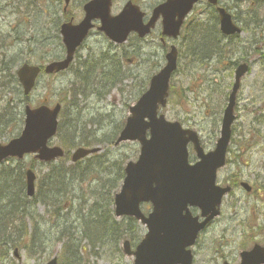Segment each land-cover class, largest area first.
Here are the masks:
<instances>
[{
  "label": "rangeland",
  "instance_id": "obj_1",
  "mask_svg": "<svg viewBox=\"0 0 264 264\" xmlns=\"http://www.w3.org/2000/svg\"><path fill=\"white\" fill-rule=\"evenodd\" d=\"M126 1L115 0L113 13H118ZM137 1L147 12L159 2V0ZM223 1L232 6L231 12H238L234 0ZM85 2V0H71L69 10L75 21L83 18L82 6ZM64 5V0H0V143H7L13 136L20 134L24 126V107L27 103L21 100L22 97L17 92L14 81L15 69L24 60L33 64H46L50 62L51 56L59 53L60 47L52 43L49 46L52 55L47 56L48 51L43 50L41 43H47L55 36L57 25L60 26L64 20L62 13ZM249 7L250 4L245 3L238 9L246 12ZM193 14V18L200 17V12L197 10ZM244 16L249 19L245 13ZM160 32L158 25L150 37L139 42L131 41L121 48L116 47L107 37L94 29L78 52L79 57L75 60L72 70L52 77H41L28 101L30 105L40 106L46 101L50 106L58 102L63 103L64 106L60 123L66 125H63L61 135L55 138L52 145L63 146L70 154L79 146L86 148L100 146L101 150L99 153L89 155L86 160L91 161L89 164L82 162L83 168H86L83 173H79L84 177L79 181L68 183L67 192H57L45 200L43 194L46 183L43 184L42 179L51 169L42 166L31 156L25 157L21 162L11 160L0 164V215L6 209L10 210L30 200L22 192L25 189L26 168L33 167L36 170L37 189L40 191L38 198L32 200L34 207L29 209V216L21 209L13 211L11 218L15 215L19 216L17 224L24 225L22 226L24 232H17L13 236L15 239L22 235L14 246H12L13 241L9 244L5 242V252L0 256V264H43L52 255L60 254L63 241L67 244L69 242L66 240L68 233L72 234V240L78 239L81 233H93L87 224L96 218L95 202H100L102 212L107 213L108 210L113 213L109 208L110 198L119 185L121 168H124L126 161L137 159L140 145L138 142H132L114 147L112 140L117 129L121 128L129 115L128 107L136 102L142 89H147L152 71L165 62ZM250 36L251 33L247 31L239 36L240 49L243 50L245 47L248 53L252 52L249 60H253V63L251 72L242 81L238 95L235 113L237 118L232 126L233 140L228 157L231 161L220 171L218 179V183L222 186L229 181L237 186L232 195L225 198L221 217L214 221L208 232L203 234L202 242L196 248V264H223L225 260L236 262L243 248L248 249L255 243L264 244V228L256 231L258 225H264V202H262L264 201V107L260 104L264 100V58L255 59L257 55L250 47ZM254 37V42L260 41L264 44V39L260 40L258 33H255ZM260 37H264V32L261 31ZM167 43L169 46L176 43L182 52L173 83L188 89L186 99L183 88L182 100L169 103L162 112L167 119L178 120L185 128L190 127L198 131L202 145L210 151L219 138L221 130L219 119L228 101L235 71L232 69L229 72H222L220 66L215 71L216 67L206 71L199 69L190 62L191 55L187 51L184 35L176 41ZM106 51L110 54L117 51L128 52L124 54V61L128 54L131 57L136 53L137 60L134 63L123 64V59L119 55L116 62L117 72L120 71V75L114 85L111 81L106 82L101 78V71L98 70L96 76L86 85L85 91L75 98L76 91L70 89V86L77 80L75 76L79 63L87 57L98 58ZM242 52L239 53L238 59L241 58ZM70 90H72L71 94ZM256 108L262 109L263 112H256L254 110ZM7 117L9 120L6 119ZM246 117L249 119L247 120ZM70 131L75 134L74 140L69 134ZM65 160L61 161L70 168L72 166L70 158ZM2 175H7L8 184H4ZM245 181L255 189L261 188L259 191L262 200L243 190L241 183ZM3 191L6 193L4 196ZM39 198H41L40 203L34 205ZM48 203H52L54 207L45 206ZM66 205L69 208L62 210ZM142 209L147 213L151 208L146 204ZM112 217L111 214L107 218L109 224L113 222ZM119 226L122 232L128 230L126 222ZM69 228L71 231L67 232ZM249 229L250 234L246 236ZM20 230L22 231L21 227ZM73 231L78 235L73 234ZM131 232H135V236L142 237L146 229L139 225L136 229L128 230V234ZM258 233L261 234L256 236ZM108 235V230L100 233L98 240H95L96 248L91 251L88 258L84 255L81 264L133 263V258L123 254L119 243L112 241ZM37 245L40 247L39 253ZM15 247L20 250L21 260L14 256Z\"/></svg>",
  "mask_w": 264,
  "mask_h": 264
},
{
  "label": "water",
  "instance_id": "obj_2",
  "mask_svg": "<svg viewBox=\"0 0 264 264\" xmlns=\"http://www.w3.org/2000/svg\"><path fill=\"white\" fill-rule=\"evenodd\" d=\"M196 1L198 0H168L157 7L149 24L143 25V14L131 3L126 5L123 13L112 18L110 16L112 0H93L85 7L87 17L82 24L63 25L62 34L68 46L67 59L51 64L46 68L47 72L63 70L69 65L74 51L92 27L91 20L96 17L103 22L101 29L115 42H124L130 31L140 32L141 36L148 34L160 14L165 19V33L176 34L184 15L192 9ZM176 15L179 16V23L174 20ZM222 17V28L227 32L228 19L223 13ZM176 55L177 52L173 48L167 55L168 65L153 78L151 90L142 96L137 105L131 107L132 116L117 141L119 144L122 140L139 139L143 144L139 161L128 164L122 192L115 198L118 216L124 213L137 216L149 227L150 232L134 253L135 264H175L182 261L190 264L191 255L185 248L195 241L194 238L205 221L200 224L197 217H192L187 205L200 206L203 215L211 213L213 217L218 213L215 208L223 193L228 191V188L217 187L214 181L216 169L225 163L226 147L231 134L230 126L234 120L231 114L233 102L226 111L222 137L216 151L208 155H205L200 148L195 132L185 131L179 122H168L163 116L157 118L158 105L164 106L168 82L171 73L177 67ZM244 69L245 67H242L241 71ZM39 72L40 69L27 65L19 69L20 80L27 94L34 86V80ZM233 98L234 95L231 97L232 101ZM59 110V106L52 111L45 106L36 110L28 108L26 128L21 138L12 140L7 146L0 145V161L10 156L21 158L24 153L33 152H39L37 157L42 160H52L62 156L63 151L60 148L46 146L48 138L56 132ZM148 129L151 131L150 139H147ZM190 140L195 143L199 157L202 158L195 166L187 162V145ZM92 151L80 149L75 153L74 160ZM34 178L35 175L29 171L27 173L29 195L35 193ZM146 200H151L155 208L147 219L138 209L139 202ZM125 252L131 254L127 241ZM49 264H56V259Z\"/></svg>",
  "mask_w": 264,
  "mask_h": 264
},
{
  "label": "flooded vegetation",
  "instance_id": "obj_3",
  "mask_svg": "<svg viewBox=\"0 0 264 264\" xmlns=\"http://www.w3.org/2000/svg\"><path fill=\"white\" fill-rule=\"evenodd\" d=\"M238 2L240 8L245 3L250 4V7L246 12L238 9V12L235 13L236 18L234 17L235 23L237 25L239 24V26L248 33H258L260 40L264 39V37H260L261 31L264 32V0H238ZM244 13L249 17V19L244 16ZM263 45L264 44L260 41L254 42V48L257 56H262L264 54ZM249 55L250 54H248L246 57L248 58Z\"/></svg>",
  "mask_w": 264,
  "mask_h": 264
},
{
  "label": "bare ground",
  "instance_id": "obj_4",
  "mask_svg": "<svg viewBox=\"0 0 264 264\" xmlns=\"http://www.w3.org/2000/svg\"><path fill=\"white\" fill-rule=\"evenodd\" d=\"M241 59L244 60L246 63H248L247 57H246L244 52H242V54H241ZM83 85H84V83H83ZM80 86H82V85H80ZM254 110L256 112H260L261 109L260 108H256ZM246 118H247V120L249 119L248 117H246ZM6 119L9 120V117H7ZM52 167L54 169H52L48 174H45V176L43 177V179H42L43 180V182H42L43 184L56 180V177H58L60 175L62 177H66L69 172H73V170H71L69 168H66L65 167V162L61 161V160H56L52 164ZM39 193H40V191H39ZM40 201H41V198L38 199V202L35 201L34 205L37 204V203H40ZM32 207H34L33 204L28 205V210H26L27 216L30 215L29 214V209H31ZM18 221H19V216L15 215L14 218H10L9 221L0 230V236H3V234H7V233L13 232L14 229L16 228V225H17ZM22 226H24V225H22ZM22 226L20 225V227L22 229H24ZM70 231H71V228H69V230L67 232H70ZM73 234L78 235L76 231H73ZM66 238L70 242V240H72V234L68 233L66 235Z\"/></svg>",
  "mask_w": 264,
  "mask_h": 264
},
{
  "label": "trees",
  "instance_id": "obj_5",
  "mask_svg": "<svg viewBox=\"0 0 264 264\" xmlns=\"http://www.w3.org/2000/svg\"><path fill=\"white\" fill-rule=\"evenodd\" d=\"M110 76H112V77H110V78H115V75H110ZM59 178H64V177H62L61 175L60 176H58V177H56V179H57V181H59ZM102 221H106V220H104V218L102 219ZM104 224H105V222H103V224H102V227H104ZM105 228V227H104ZM2 228H0V230H1ZM108 230V229H107Z\"/></svg>",
  "mask_w": 264,
  "mask_h": 264
}]
</instances>
